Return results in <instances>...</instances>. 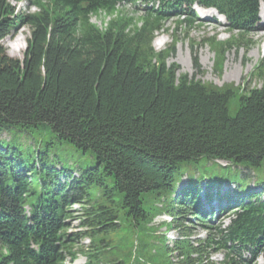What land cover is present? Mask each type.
<instances>
[{
    "label": "trees",
    "instance_id": "1",
    "mask_svg": "<svg viewBox=\"0 0 264 264\" xmlns=\"http://www.w3.org/2000/svg\"><path fill=\"white\" fill-rule=\"evenodd\" d=\"M30 1L39 10L23 14L0 0V134L47 126L59 143L91 151L95 163L74 174L47 150L40 148L29 164L17 147L0 143V264H63L78 253L83 264H173L154 218L187 211L206 219L195 187L205 177L188 180L189 188L176 194L180 164L207 157L264 165V56L255 66L258 86H217L178 73V65L167 63L171 47L154 49L155 33L171 16L180 25L196 21V4L215 8L242 31L264 0ZM128 3L142 6L139 17L117 7ZM99 11L110 17L103 28L90 21ZM20 24L31 29L22 59L1 43ZM227 45L211 43L217 71ZM259 185L264 180L248 188L237 183L234 199L209 211L227 216L226 226L204 224L205 238L194 242L183 232L173 244L178 263L255 264L264 253ZM204 197L210 202V194ZM84 203L86 230L70 232L72 206ZM81 234L92 244L76 252ZM153 236L165 249L161 261L149 249ZM217 252L219 263L212 258Z\"/></svg>",
    "mask_w": 264,
    "mask_h": 264
},
{
    "label": "rangeland",
    "instance_id": "2",
    "mask_svg": "<svg viewBox=\"0 0 264 264\" xmlns=\"http://www.w3.org/2000/svg\"><path fill=\"white\" fill-rule=\"evenodd\" d=\"M10 2L16 8V12L19 13L28 14L39 10L30 0H10ZM262 5L259 6L257 19L248 23L242 31L233 30L231 23L213 10L209 11L212 13L211 16H209L208 12H205L206 14L203 18L201 9L195 7L197 19L189 25H180L178 22L180 19L176 16H171L165 21L163 29L155 33L153 47L158 52L171 47L167 63L178 65V73L187 74L189 77L204 83H211L217 86L234 83L245 89L258 86L260 82L255 77V66L260 63L261 58L264 56V40L257 39L255 35L257 29H254V26L264 24V18L261 16ZM141 8L142 6L139 7L130 3L118 6L121 12L126 13L130 17H139L142 13ZM108 19L109 17L102 11L90 16V21L100 28L106 25L105 21ZM30 35L31 29L27 25L20 24L1 43L8 55L22 59L26 48V40ZM173 40H176V42L172 47ZM226 40H228L229 45L225 47L226 51L223 53V68L221 71H217L214 63L216 56L211 43ZM16 42L18 46L11 51L10 45ZM231 67H234L236 71L231 76H228V71ZM0 140V143L4 146L10 143L13 147H17L23 157L28 159L29 164L32 163V158L36 156L40 148L43 151L47 150L50 156H54L55 161H59L66 169L74 170V174H78L80 169L94 166L95 163L91 151L83 153L75 149L70 143H59L50 128L43 125H38L37 128H9L0 134ZM59 166V164L56 165L57 168ZM180 169L184 175L176 185V194H182L186 188H189L188 180L194 181V179L205 177L195 187L200 192L199 203L206 211V219L203 222L197 220L187 211H184L177 219L167 212H162L154 218L151 225L155 228V234L166 237L168 247L171 249L169 258L173 264H179L177 250H173V244L175 240L182 238L183 232H189L190 239L194 242L198 238H205L207 230L204 228V224L218 225L222 223V226H226L228 222L227 216L215 217L214 214H209V211L212 208L215 210L218 207H222L229 203V200L234 199L237 183L248 188L249 186L253 187L260 180H264V165L248 168L246 163L235 165L207 157H201L197 161L182 163L180 164ZM207 178L210 180V184L206 180ZM215 182L221 183L214 185ZM193 189L191 188V190ZM88 192L94 201L97 200L98 190L95 187L89 189ZM257 192H259L261 198H264V185H259ZM206 193L211 196L210 202L206 201V197H204ZM84 208L85 203L72 206V209L75 210V219L69 221L70 232L76 233L86 230L80 225ZM167 222L171 224L168 225ZM128 237L130 238V236H126V238ZM148 243L149 249L156 253L157 258L161 261L165 256L162 241L153 236ZM91 244L90 237L81 234L76 239L74 250L76 252L77 249L86 251ZM133 254L134 251H132ZM212 258L216 263H219L223 256L222 253L217 252L212 254ZM85 261V257L78 253L75 260L71 261L66 258L63 264H83ZM132 264H135V262ZM255 264H264V253L256 258Z\"/></svg>",
    "mask_w": 264,
    "mask_h": 264
},
{
    "label": "bare ground",
    "instance_id": "3",
    "mask_svg": "<svg viewBox=\"0 0 264 264\" xmlns=\"http://www.w3.org/2000/svg\"><path fill=\"white\" fill-rule=\"evenodd\" d=\"M263 4V5H262ZM261 7H263V9H261V13H262V18H264V3H261ZM210 10H213L214 12H216V10L214 8H209L207 11L206 10H202L203 12V18L205 17V14L208 12L209 16H211V12H209ZM206 12V13H205ZM206 18H208L206 16ZM264 24H258L256 26H254V29H257L255 35L257 36V39H263L264 40ZM18 46L17 42L16 43H13L10 45V50H15L16 47ZM236 71V69L234 67H231L230 70L228 71V76H231L232 74H234Z\"/></svg>",
    "mask_w": 264,
    "mask_h": 264
}]
</instances>
